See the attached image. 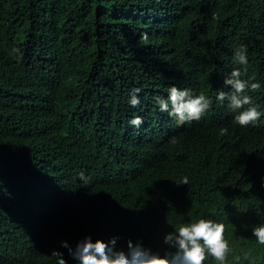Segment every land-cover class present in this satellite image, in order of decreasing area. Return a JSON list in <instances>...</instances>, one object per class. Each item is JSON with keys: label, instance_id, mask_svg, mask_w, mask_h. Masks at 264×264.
<instances>
[{"label": "trees", "instance_id": "obj_1", "mask_svg": "<svg viewBox=\"0 0 264 264\" xmlns=\"http://www.w3.org/2000/svg\"><path fill=\"white\" fill-rule=\"evenodd\" d=\"M241 47L246 127L217 99ZM171 86L211 107L179 124L154 99ZM0 181V264H78L61 242L88 236L164 255L200 218L226 226L228 264H264V0H0Z\"/></svg>", "mask_w": 264, "mask_h": 264}, {"label": "clouds", "instance_id": "obj_2", "mask_svg": "<svg viewBox=\"0 0 264 264\" xmlns=\"http://www.w3.org/2000/svg\"><path fill=\"white\" fill-rule=\"evenodd\" d=\"M18 53L19 49H13ZM235 64L243 66V69L234 68L230 75L225 78L224 85L231 89L226 93L220 91L217 99L221 102L227 100L228 108L233 112L239 111L234 117V123L246 127L254 125L261 117L259 106L255 105L252 97L246 93L260 89L259 83H250L254 81L255 76L244 80L241 77L247 75V49L241 47L237 49L233 56ZM139 89H135L130 99L132 107L140 104L138 98ZM155 103L159 106L161 112H166L172 117H176L179 124L186 122L199 121L211 107L212 101L205 95L193 96L190 89H179L171 86L168 89L167 98L155 97ZM143 119L139 116L129 121V124L139 128ZM228 129L221 127L219 133L221 136L227 135ZM80 179L87 182L83 173L79 174ZM2 182V181H0ZM187 184V179L183 180ZM226 226L223 223L215 222L212 219H197L191 223H182L175 228L173 233H169L164 238V243L174 248L175 251H168L164 255L154 253L146 249L141 243L135 245L131 240L128 241L127 254L124 251L115 250L118 237H112L108 242L101 239L93 242L91 236L80 240L75 248L69 246L67 241L61 242V247L67 248L69 255L78 264H206L209 258L218 262V264H228V255L231 252L230 244L225 238ZM253 235L260 245H264V224L253 228ZM52 256L57 258V264H67L63 259V253L54 250Z\"/></svg>", "mask_w": 264, "mask_h": 264}]
</instances>
